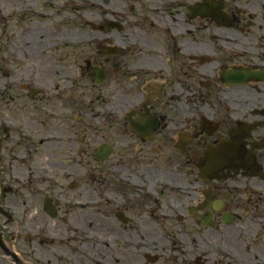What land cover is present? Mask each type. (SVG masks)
I'll list each match as a JSON object with an SVG mask.
<instances>
[{"label":"flooded vegetation","instance_id":"obj_1","mask_svg":"<svg viewBox=\"0 0 264 264\" xmlns=\"http://www.w3.org/2000/svg\"><path fill=\"white\" fill-rule=\"evenodd\" d=\"M92 23L11 43L0 264H264V0Z\"/></svg>","mask_w":264,"mask_h":264},{"label":"rangeland","instance_id":"obj_2","mask_svg":"<svg viewBox=\"0 0 264 264\" xmlns=\"http://www.w3.org/2000/svg\"><path fill=\"white\" fill-rule=\"evenodd\" d=\"M82 1L80 0V4L72 6V3L68 4V0H0L1 89L10 83L9 72L17 71L18 67H15L11 61L9 49L11 40L20 36L23 30H28V33L22 36L25 43L22 46L16 41L18 46H15L17 49L22 47L26 54L39 49L42 45H47L54 38L53 35L57 33L58 28L65 24L66 29H69V34H77L80 37L91 35L92 28L86 23H96L100 17H103V13L97 9L92 10L91 6L86 5L88 2ZM91 1L89 0V2ZM94 1L97 7L105 6L106 0ZM111 2L116 3V0H111ZM65 14L72 18L70 22L67 18L65 19ZM83 50L87 49L82 48L81 51Z\"/></svg>","mask_w":264,"mask_h":264},{"label":"bare ground","instance_id":"obj_3","mask_svg":"<svg viewBox=\"0 0 264 264\" xmlns=\"http://www.w3.org/2000/svg\"><path fill=\"white\" fill-rule=\"evenodd\" d=\"M85 2H88L89 3V0H83ZM74 6V5H73ZM65 17H68L67 14H65Z\"/></svg>","mask_w":264,"mask_h":264}]
</instances>
